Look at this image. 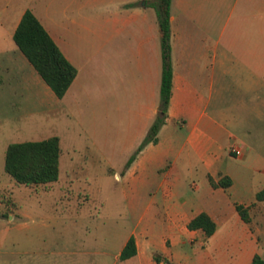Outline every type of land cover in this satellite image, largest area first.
<instances>
[{
    "label": "crops",
    "instance_id": "crops-1",
    "mask_svg": "<svg viewBox=\"0 0 264 264\" xmlns=\"http://www.w3.org/2000/svg\"><path fill=\"white\" fill-rule=\"evenodd\" d=\"M152 1L86 0L87 4L98 2L102 6V113L109 118L113 111L120 121L127 117V130L122 132L126 139L120 148L124 167L158 112L161 32L155 11L149 7ZM30 2L0 0V24L8 28L12 38L23 13L27 9L32 11L77 70L62 99L41 78L30 81L34 91L50 100L55 97L57 103L76 102L79 82L87 74L76 55L84 54L85 50H76L63 24L52 30L47 28ZM238 2L234 1L235 7ZM241 3L245 11L251 9V15L233 16L232 3L230 13L223 19V9L225 12L229 6L226 0L170 2L172 88L167 118L157 134V143L147 144L122 173L125 180L134 182H144L149 167L156 174L154 191L145 209L154 216L165 217L163 223L158 217L152 219L150 230L161 225L172 248L169 252L162 237H158L157 252L163 258L159 264H164L170 254L182 264H250L259 253L264 237V202H257L255 194L264 185L255 186L251 179L264 166L260 153L264 150V135L256 138L248 129L238 135L229 126L239 127L248 120L262 119L264 114V0H260L255 14L254 0ZM243 22L250 26L244 34L251 40L250 47H232V38L243 36L237 30L238 23ZM223 39H229L228 44L225 42L223 46ZM228 80L244 95L223 108L222 93ZM60 109L64 111L65 107ZM232 145L242 151L241 157L229 154ZM253 152L257 155L250 158ZM197 168L199 179L186 181V174ZM221 180L223 185H219ZM236 204L249 206V223L241 220ZM200 213L207 214L216 225L210 237L201 230L187 229V224ZM134 238L137 254L128 260L157 264L153 259L155 251H148L151 242L146 240L141 245ZM191 240L203 248L192 256L181 253L180 249ZM125 243L116 254L118 260Z\"/></svg>",
    "mask_w": 264,
    "mask_h": 264
},
{
    "label": "rangeland",
    "instance_id": "rangeland-1",
    "mask_svg": "<svg viewBox=\"0 0 264 264\" xmlns=\"http://www.w3.org/2000/svg\"><path fill=\"white\" fill-rule=\"evenodd\" d=\"M30 1L47 28L63 24L76 50H85L76 57L87 74L79 82L76 102L66 105L57 103L55 97L39 96L30 81L40 77L16 48L8 28L0 24V264H136L132 259H116L131 233L141 245L146 240L151 242L148 251H155L153 256L160 255L159 236L170 252L162 226L150 230L152 219L158 217L163 223L165 217L145 209L156 174L149 167L144 182L124 179L125 160L120 148L126 139L122 132L127 130V117L120 121L113 111L109 118L102 113L101 4H87L86 0ZM234 1L226 0L229 6L225 12L223 9V19L232 3L233 16L251 15L242 0L236 7ZM259 7L260 0H254L253 14ZM238 24L243 36L233 37L231 46L245 49L250 47L251 40L244 35L250 26ZM228 41L223 39V46ZM241 95L244 93L237 92L231 80L226 81L222 107L227 108ZM229 128L238 135L248 129L252 136L261 137L264 114L262 119ZM52 136L60 141L56 183L30 187L15 183L4 171L7 146ZM260 153L264 157V150ZM256 155L253 152L250 158ZM260 169L262 172L251 179L255 186L264 185V166ZM186 177V181H197L198 168ZM199 248L203 246L191 240L180 252L192 256ZM263 252L264 237L259 244V254ZM166 258L164 264L183 263L173 254Z\"/></svg>",
    "mask_w": 264,
    "mask_h": 264
},
{
    "label": "trees",
    "instance_id": "trees-1",
    "mask_svg": "<svg viewBox=\"0 0 264 264\" xmlns=\"http://www.w3.org/2000/svg\"><path fill=\"white\" fill-rule=\"evenodd\" d=\"M170 2L171 0H153L151 7L156 14L161 32V76L159 89V106L157 115L151 124L145 138L128 159L127 169L136 156L149 144L157 143V134L167 118V110L171 97L172 68L170 60ZM12 40L17 49L23 54L39 77L51 89L53 94L62 99L76 77V68L65 58L49 33L32 13L27 9L16 29ZM59 139L52 136L39 141H25L7 146L4 158V171L15 183L30 186H46L55 183L59 175ZM223 185V181L219 182ZM257 202H264V187L255 194ZM236 211L241 220L250 222L249 206L236 204ZM190 231L201 230L206 237H210L216 229L215 223L205 213L195 216L188 224ZM137 254L136 241L131 235L118 258L128 260ZM154 261L159 264L163 258L155 254ZM250 264H264L263 254H255Z\"/></svg>",
    "mask_w": 264,
    "mask_h": 264
},
{
    "label": "built area",
    "instance_id": "built-area-1",
    "mask_svg": "<svg viewBox=\"0 0 264 264\" xmlns=\"http://www.w3.org/2000/svg\"><path fill=\"white\" fill-rule=\"evenodd\" d=\"M229 154L236 158H239L243 155L242 151L234 145L229 147Z\"/></svg>",
    "mask_w": 264,
    "mask_h": 264
}]
</instances>
